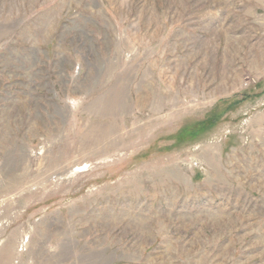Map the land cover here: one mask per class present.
<instances>
[{"label":"rangeland","instance_id":"1","mask_svg":"<svg viewBox=\"0 0 264 264\" xmlns=\"http://www.w3.org/2000/svg\"><path fill=\"white\" fill-rule=\"evenodd\" d=\"M0 264H264V0H0Z\"/></svg>","mask_w":264,"mask_h":264}]
</instances>
